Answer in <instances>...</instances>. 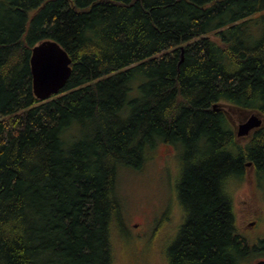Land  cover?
Here are the masks:
<instances>
[{"label":"trees","instance_id":"obj_1","mask_svg":"<svg viewBox=\"0 0 264 264\" xmlns=\"http://www.w3.org/2000/svg\"><path fill=\"white\" fill-rule=\"evenodd\" d=\"M44 40L71 73L39 101L29 59ZM226 105L262 119L244 146ZM160 144L184 164L173 264L264 249L229 189L249 162L264 185V0H0V264H115L119 173Z\"/></svg>","mask_w":264,"mask_h":264},{"label":"rangeland","instance_id":"obj_2","mask_svg":"<svg viewBox=\"0 0 264 264\" xmlns=\"http://www.w3.org/2000/svg\"><path fill=\"white\" fill-rule=\"evenodd\" d=\"M181 156L175 148L160 144L141 170L120 171L117 194L123 213L113 230L115 264H173L168 247L175 238L173 227L182 222L176 190L184 165ZM251 168L246 166L242 179L229 189L237 228L251 240L257 235L264 240V185L252 177L256 170ZM257 250L245 264L264 258V249Z\"/></svg>","mask_w":264,"mask_h":264},{"label":"water","instance_id":"obj_3","mask_svg":"<svg viewBox=\"0 0 264 264\" xmlns=\"http://www.w3.org/2000/svg\"><path fill=\"white\" fill-rule=\"evenodd\" d=\"M71 60L67 53L53 40H44L31 49L29 66L32 80V92L39 101L56 95L70 77ZM222 107L213 105L212 109ZM247 121L234 128V134L241 138L261 126L262 120L257 113H247ZM250 165L247 163L246 166ZM252 226V225H251ZM254 264H264V260Z\"/></svg>","mask_w":264,"mask_h":264},{"label":"flooded vegetation","instance_id":"obj_4","mask_svg":"<svg viewBox=\"0 0 264 264\" xmlns=\"http://www.w3.org/2000/svg\"><path fill=\"white\" fill-rule=\"evenodd\" d=\"M222 110L225 112L226 117H227L228 122H229V125L231 126L232 130L234 129L235 126L243 124V123H245L247 121L248 117H247V112H245V111H242L240 109H237V108H234V107H231V106H228V105H226ZM255 132H256V129L253 130L251 132V134H249V136H245V137H241V138L237 137L236 135L235 136L237 137L238 140L240 139V140H243L246 143H248V141L251 139L252 135ZM248 166L252 167L251 169H253L255 171V169L252 166V164H250ZM252 173L254 175V172H252ZM252 177L255 178V180L256 179L259 180L257 173H255V175L252 176ZM251 225L253 227L255 225V222H253ZM260 260H264V259H260Z\"/></svg>","mask_w":264,"mask_h":264},{"label":"bare ground","instance_id":"obj_5","mask_svg":"<svg viewBox=\"0 0 264 264\" xmlns=\"http://www.w3.org/2000/svg\"><path fill=\"white\" fill-rule=\"evenodd\" d=\"M250 163V162H249ZM251 164V163H250ZM173 229H175L174 227H173ZM170 238V237H169ZM175 241V238L171 241V243H170V245L169 246H171L172 245V243ZM263 259V258H262ZM259 261H261V260H259Z\"/></svg>","mask_w":264,"mask_h":264}]
</instances>
